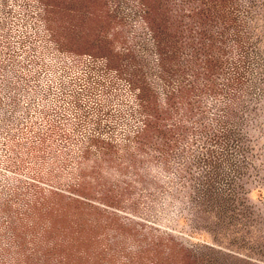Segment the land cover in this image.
Masks as SVG:
<instances>
[{"label":"rangeland","instance_id":"obj_1","mask_svg":"<svg viewBox=\"0 0 264 264\" xmlns=\"http://www.w3.org/2000/svg\"><path fill=\"white\" fill-rule=\"evenodd\" d=\"M0 264H264V0H0Z\"/></svg>","mask_w":264,"mask_h":264}]
</instances>
